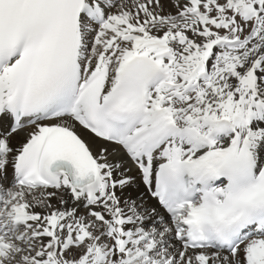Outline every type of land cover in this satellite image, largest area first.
I'll return each mask as SVG.
<instances>
[{
  "label": "snow or ice",
  "instance_id": "obj_1",
  "mask_svg": "<svg viewBox=\"0 0 264 264\" xmlns=\"http://www.w3.org/2000/svg\"><path fill=\"white\" fill-rule=\"evenodd\" d=\"M0 264H264V0H0Z\"/></svg>",
  "mask_w": 264,
  "mask_h": 264
}]
</instances>
